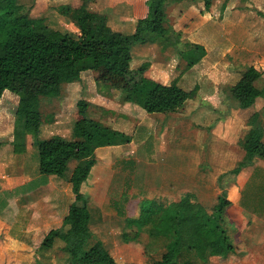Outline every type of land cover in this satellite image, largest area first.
Returning <instances> with one entry per match:
<instances>
[{
    "label": "trees",
    "instance_id": "1",
    "mask_svg": "<svg viewBox=\"0 0 264 264\" xmlns=\"http://www.w3.org/2000/svg\"><path fill=\"white\" fill-rule=\"evenodd\" d=\"M182 1L185 0H145L147 14L137 20L133 37L126 38L106 27V16L101 14H82V34L73 36L44 18H32L18 9L12 13V0H0V99L5 90L17 96L12 153L24 154L28 137L35 141L39 173V180L32 182L35 187L45 184L48 176L62 177L68 164L75 162L69 178L73 202L61 227L51 229L41 242L44 249H51L55 240L62 242L68 264H116L89 230L88 198L80 192V186L96 162V148L123 145L132 139L91 118L89 103L84 100L76 102L80 118L72 125V140L39 139V98L57 96L61 85L79 82L81 72L92 71L98 93L117 91L121 103L136 105L147 114L175 112L187 100L195 99L198 86L190 91L166 86L145 75L147 64L137 69L129 66V51L133 45L144 43V31L153 32L175 49L181 44L180 33L168 22L165 6ZM202 1L203 11L207 12L214 0ZM178 52L190 66L205 56L202 46L189 42H183ZM260 95L263 97L264 92ZM258 119L257 113L250 116L249 129L238 143L243 157L228 171L234 177L251 166L255 158L264 161L263 129ZM157 201L143 200L132 220L135 236L143 233L168 239L164 253L153 264H208L211 257L226 258L234 253L229 236L233 226L227 217L231 202L226 187L216 196L210 211L197 203L191 193L171 206ZM90 241L94 251L88 250L93 249Z\"/></svg>",
    "mask_w": 264,
    "mask_h": 264
},
{
    "label": "rangeland",
    "instance_id": "2",
    "mask_svg": "<svg viewBox=\"0 0 264 264\" xmlns=\"http://www.w3.org/2000/svg\"><path fill=\"white\" fill-rule=\"evenodd\" d=\"M112 1L119 3L124 0H12L10 7L12 13L14 11L17 12V9L21 13L27 12L32 18H44L47 23L55 25L61 31L71 33L73 36H80L82 34V29L79 25L81 23L80 20L85 18L81 15H86L88 13L96 15L97 13H92L93 11H90L91 8H95L96 6L97 8H104L105 6H103V4H109ZM135 1L140 5L143 2V0ZM185 1L191 3L189 0ZM200 1L204 9V3L202 0ZM194 4L196 5V2H194ZM214 5L213 10L210 9V11H207V13H209L208 16H210L209 18H211L209 23L200 22L198 26H196V33L202 38L200 39L199 37V39L203 40L202 42L205 43L209 51L207 59L216 66V69L211 70L212 73L215 74L214 80L218 82L217 78L220 77L221 80L223 78L222 73H229V71H231V73L233 72L234 76L240 74L243 78V75H245V78L243 80L238 79L235 83L238 91L236 98L230 94V87L223 83L218 85L216 90L212 89L210 86H204V89L207 91L213 90L212 101L217 109L213 110L209 105L210 103L205 101L200 92H198L195 99L187 100L183 106L175 112L159 115L153 114L155 117H152L151 123H157L159 126H162L161 129L156 127L157 130H161H156L155 134H157V136L152 135V137H150L151 145H154L155 140L159 145L158 140L154 137L159 138V141H161L159 145L160 152L155 154V151H153V157L151 161L148 162L151 163L152 167L155 169L154 172H151L152 174L154 173L153 177H148L147 174L141 173L135 176L129 190L109 191L111 201L114 200L113 198H116L119 200L118 203L120 204L121 199L119 195L124 194L125 200L122 202V205L119 208L118 206L116 207L117 210L120 209L123 212V216L125 217H133L137 209V202L141 198H144V200L149 198L156 199L157 196L154 195L156 193H151L150 191L155 188L160 190L159 197L157 198L163 205L171 206L179 202L182 196L191 193L194 196L196 195L195 200L197 203L202 204L210 211L215 204L216 196L223 192L225 187L229 186L231 180L234 178L228 171L243 157L238 143L244 136L245 125L247 126V130L249 129L248 120L250 116L257 113L256 109H259L258 122L261 124V122L263 123L264 121L262 110L264 100H262L260 95L261 88L264 87V75L262 76L264 73V0H214ZM173 6H176V4H173ZM169 14L174 15L173 10H171L170 13H166L168 22L171 25L172 23L168 18ZM122 23L125 26L132 24L126 19L122 20ZM106 27L113 31L108 24H106ZM113 32L119 33L126 38H131L134 35V30ZM180 38H184L183 35L180 34ZM140 45L141 44H135L133 47H138L136 53L142 54V49L139 48ZM182 48L183 43L178 45L176 49L173 48L171 51L174 52L172 56L177 57L173 69L164 70L165 74H163V68H155L153 73L150 74L153 80L166 86H175L186 90L192 89L197 83L201 84L204 82L205 78H197L204 73V69H202L203 65H199L200 63L197 62L194 65H189L188 68L184 67L185 61L179 56L178 52V50L181 51ZM131 49L129 51L130 57ZM161 50L162 49L157 47L154 51H149L146 59L149 61L157 58L158 61ZM143 65H145V63L139 64L138 67ZM174 68L177 71L173 74ZM240 88H243L242 93H239ZM237 98L242 99L244 104L247 103V107L239 109L242 105L238 103ZM16 102V95L7 90L3 92L0 99V143L2 144H5L4 142H7V144L9 143V126L11 125L10 122L13 120L12 115L16 107ZM65 103L66 102H64L63 106L64 110L68 108V105ZM61 104L62 102L55 107V103H50L45 100L41 101L42 123L38 129L39 139L58 137L55 136L54 132L59 131L54 129L53 125L58 122V124L63 126V122H67L68 124L69 120H71L70 116L66 117L67 121L62 120L63 114L65 115L67 112L63 111L62 113ZM197 107H201L203 110L210 112V121H208L209 119L207 117L195 120ZM137 108L139 107L137 106ZM139 109L145 115H151L147 114L141 108ZM231 114L237 122H241L242 129L240 131L237 130V133L233 135V143L228 145L225 140V128L223 125V128L221 125L218 127V123L219 121L223 123L224 119ZM88 115L90 117H98L100 113L94 112L93 114L88 113ZM71 122H73V120H71ZM262 129L264 130V127H262ZM63 132L64 131L61 129L60 134L64 135L65 133L63 134ZM60 137L63 138L64 136ZM68 140H72V135ZM27 141L29 143L28 152L22 155H13L11 153L15 157L12 156L10 159V154L4 155L0 164V178L2 180L5 181L12 177L14 178L16 170L25 168H29L31 171L30 174H27L31 179H35V177L38 176L37 172L34 171L38 169L36 144L30 137L27 138ZM262 141H264V138ZM140 147H143V145L141 144ZM181 150H183L184 153H181ZM196 152L200 154L199 159L196 158ZM211 152H214L213 156ZM74 163L75 162H70L63 176L56 177L57 180L63 182L65 178L68 179L71 173V167ZM141 163L143 164V161H141ZM141 163L138 164L139 168L142 167ZM95 173L96 171L93 175H95ZM34 174H36V176H33ZM145 175L146 179L144 181L143 178ZM116 177L117 175L114 176V178ZM255 184L256 181L254 180L249 183L248 187L243 192L242 199L243 203H248L249 206L254 209L255 212L253 216H250L248 219H243L238 213L233 212L231 209H228L227 212L229 224L233 226V229L229 228V236L234 248V253L229 254L226 258L211 257L208 264L264 263V251L262 250V247H264V239L258 237L259 233L263 232L264 229L260 227L261 222H258L256 219V217L259 216L264 219V192L259 188L257 189ZM144 185H146V187ZM118 187L122 188L121 186ZM71 195V202H73V194L71 193ZM104 195L105 192L103 191H95L92 192V196H89L90 198L88 197V202L92 200L93 227H95V224L98 226L96 222L98 220V215L96 214L97 212L95 213V210H99L100 207L96 204L102 202L101 198ZM50 197L51 195L42 193L40 197L37 198V201L41 204L45 202L48 203L47 201ZM0 201L3 202L2 196H0ZM155 201L158 203L157 199ZM38 202H36V204ZM104 209L108 213V218L113 216L119 221L123 220V216L115 213L114 207H105ZM12 210L15 211V209L11 208V210L7 212L8 216L13 213ZM136 212L138 213V211ZM7 223L10 226V224L14 225L15 221L10 222L9 219ZM42 223L44 222H41V224ZM46 223L47 225L38 224V231L36 233L38 236H33L29 238V240H21L19 238H12L11 240L9 238L5 241L4 239H0V244L7 250L8 259H6L5 264H11L10 261H14V259L11 258L25 246V244L20 245L19 241H22V243L29 241V246H33L31 253H35L38 251V248L41 247L42 236H39V234L46 233L52 226L61 227L62 224L56 222L55 219L54 221L48 220ZM122 223H124L125 226L123 237L125 236L126 238H122L121 233L119 235L115 228H112V231L107 233L108 238H101L104 240L105 244L110 247V250L106 247V251L110 253L116 264H153L160 259L165 251L168 242L167 238L150 237L143 233L135 236V228L132 221H122ZM90 231L93 230L91 229ZM97 235L92 232L94 240H97ZM94 240L92 242H95ZM92 242L89 244L90 247H93ZM60 244V247H52L50 252L55 255V257H63L64 261L66 258L63 250L64 244L62 242ZM103 247H105L104 244ZM88 250L94 251V247ZM25 256L28 255L25 254Z\"/></svg>",
    "mask_w": 264,
    "mask_h": 264
},
{
    "label": "crops",
    "instance_id": "3",
    "mask_svg": "<svg viewBox=\"0 0 264 264\" xmlns=\"http://www.w3.org/2000/svg\"><path fill=\"white\" fill-rule=\"evenodd\" d=\"M123 2L117 3L112 1L109 4H103V6H105L104 8H100V7L97 8L96 6L95 8H91L90 11L91 12L93 11L92 13H97L106 16L107 24L113 31H118V32H124L125 30L135 31L137 20L144 18L147 14V7L145 6V0H143L141 5L137 4L138 2L135 0H124ZM194 2H196V5L194 4ZM212 4L213 5L210 6L209 11L210 9L211 10L214 9L215 6L214 1L212 2ZM171 10H173L174 15L169 14L168 18L172 23L171 24L172 29L175 32H179L181 35H183L184 38H180L181 43L189 42L192 44H198L202 46L205 50V56L199 61L200 63L199 65H203L202 69H204V73L201 76L197 77V78L203 77L205 78V80L201 84L200 83L195 84V86H198L197 93L200 92V94L203 96L205 101H208V103H210L209 105L213 110L217 109L215 107L214 102L212 101L213 90L207 91L206 89H204L205 88L204 86L207 87L210 86L212 89L216 90L218 88V85H221L223 83L224 85H228L230 87V94L236 98L238 91L236 88L237 85L235 83L238 79L243 80L245 78V75H243L242 78L241 77L242 75L240 74L234 76V73L233 72L231 73V71H229V73L224 72L222 73L223 78L221 77L222 79L220 80L219 77L217 78L218 82H215L214 80L215 74L212 73L211 70L216 69V66L212 62L208 61L207 57L209 55V51L206 48L205 43L202 42L203 40H200L202 38L198 36L196 33V26H198V23L206 22L207 24L211 19L209 18L210 16H208L209 13L203 11L201 1L194 0L191 1V3L187 1H182L180 3H177L176 6H173V4H169L165 6V13H170ZM124 19L129 20L132 24L131 25L128 24L127 26H125L122 23V20ZM142 38L145 40L144 43L139 46V48L142 49V54L136 53L138 47H133L131 49V61L129 62L130 68L137 69L139 64L142 63L148 64L145 75L150 79H152L150 74H152L155 68L157 67L163 68V74H165L166 70L173 69L177 58L175 56H172L174 52L171 51L174 47L162 42L161 39L151 31H144L142 33ZM157 47L159 49H162L160 52V57H158V61L157 58L155 60L152 59L148 61L146 59L147 53L149 51L150 52L154 51V49H156ZM184 67L188 68L189 65L185 63ZM176 71L177 70L174 68L172 73L174 74L176 73ZM263 75L264 73L262 74V76ZM95 76L96 74L92 71L81 72L80 81L61 85L57 96L51 98L40 97L39 111L42 114L41 101L43 100L49 101L50 103H55V107L59 105L60 102H62L61 104L62 113L63 111L67 112V114L65 115L63 114L62 120L67 121L66 117L70 116L73 122H71V120H69L68 124L67 122H63L64 123L63 126H61L57 122V124L53 125V128L59 131V132H54L55 136L58 137L64 136L63 138L62 137L60 138L62 139L65 138L64 140H68L71 137V129L73 123L80 118L77 112L76 102L78 100H84L85 102L89 103V108H88L89 114L90 113L93 114L94 112L100 113L98 117L91 116V118L98 120L104 125L109 126L114 130L123 132L124 134L131 137L132 139L131 142L127 144L96 148L94 151L96 162L94 166L91 168L89 177L80 186V192L84 194L87 198L89 196H92V192L95 191L105 192V195L102 196L101 198L102 202L96 204L97 206L100 207L99 210H95V213L97 212L96 214L98 215L97 218L98 220L96 221L98 226H96L95 224V227H93L94 221H93V214L91 209L92 200H89L88 202V208L90 211L89 228L90 230L91 229L93 230L91 231L93 232V234L94 233L96 235L98 234L96 236V239L100 240L104 244L105 246L104 248L106 249L107 247V249L110 250V247L107 246L104 240H102L101 238H108L107 233L112 231V228L117 229V232L119 233V235L121 233L123 238V234H124L123 230L125 226L124 223H122V221L129 222L132 221L133 218L137 216L136 214L138 213L136 211L139 210V205L144 200V198H141L137 202V209L135 210L133 217L130 218L128 216L126 217L123 216V212L120 209L117 210L116 207L118 206L119 208L122 205V202L125 200L124 194L119 195V198L121 199V204H120L118 203L119 200L116 198L112 197L114 200L111 201L109 191L125 190V189L129 190L131 187V183L134 181L135 176L141 173L147 174L148 177L149 176L153 177L154 173L152 174L151 172H154L155 169L152 167V164L148 162H150L151 158L153 157L152 156L153 151H155V154L157 152H160L159 145L161 141H159V138L154 137L155 139L158 140L159 145L157 144L156 140L154 141V145H151L150 137H152V135L157 136V134H155L157 130L156 127L161 129L162 126L161 125L159 126V124L157 123L156 124L151 123V120L153 119L152 117H155L153 116V114L145 115L139 108H137L136 105L130 103H121L119 99V93L117 91L106 90V91H102L101 93H98L96 90V85L94 83ZM198 84L200 85V87ZM242 90L243 88H240L239 93H242ZM261 91L264 92V87L261 88ZM237 99H238L237 100L238 103L242 105L239 109H243L244 107H247V103L244 104L242 99L239 98ZM262 100H264V96L262 97ZM64 102H66L65 104L68 105L67 106L68 108H65V110L63 109ZM262 110L264 115V106L262 107ZM258 111L259 109H256V112L259 116ZM154 115H159V114H154ZM210 115H211L210 112L203 110V108L201 107H197L195 120L199 118L207 117L209 119L208 121H210L211 119ZM12 119L13 120L10 122L11 125L9 126V131H10L9 143L8 144L7 142H4L5 144L0 143V164L5 154H10L9 159L14 155L12 153V148L10 145L12 141L14 113L12 115ZM263 123L261 122V127H264ZM218 124H219L218 127H220V125L222 127L223 125L225 128L224 129L225 140L228 143V145L233 143L234 141L233 135L237 133V130L240 131L242 129L241 122H237L233 118L232 114L228 115L224 119L223 123L219 121ZM244 128L246 133L247 126L245 125ZM61 129L64 131L63 132V134L65 133L64 135L60 134ZM157 131H161V130H157ZM263 138H264V130H263L262 139ZM141 144L143 145V147H140ZM28 145L29 143L26 140V152H28ZM180 152L184 153L183 150H181ZM196 158L197 159L200 158L199 152L198 153L196 152ZM141 161H143V164L141 163ZM139 163H141L142 166L141 168L138 167ZM74 166L75 163L71 167L72 168L71 173ZM34 171L37 172L38 174V176H36V174L33 175L36 176L35 179L34 178L31 179L29 176H27V174H30L31 172L29 168L16 170L14 178L10 177L11 179H7L5 181L0 178V196H2L3 198V202L0 201V239H4L5 241L9 238L11 240L12 238L29 240V238H32L33 236H38V234L36 233L38 231V224H41V222H44L41 225H47L46 221L48 220L54 221L55 219V221L58 222L59 224L62 223V219L66 215L69 205L72 203L71 184L69 183L70 176L68 179L65 178L63 182L57 180L56 176H48L46 178L45 184L35 187L31 185L34 180L36 179L39 180V173H38V169ZM95 171L96 173L95 175H93ZM115 175H117L116 178H114ZM145 179H146V175L144 176L143 180L145 181ZM253 180L256 181L255 184L256 188L257 189L259 188L264 192V161L259 158H255L251 166L241 169V171L233 178L229 186L226 187L227 199L231 202V205L229 206L228 209H231L233 212L238 213V215H240V217L243 219L250 218V216H253V213L255 212L254 209H252V207H250L248 203H243L242 200L243 192L246 190L249 183H251V181ZM118 186H121L122 188ZM144 186L146 187V185ZM150 191L151 193H156L154 195L159 197L158 195L160 194V190L155 188V189H151ZM42 193L51 195L50 199L47 201L48 203L45 202L44 204H41L37 201V198H39L40 194ZM157 197L156 199L159 200ZM156 199L149 198L147 200H156ZM35 201L38 203L36 204ZM105 207H114L115 213L120 216H123L124 217L122 218L123 220L119 221L118 219H116V217L114 218L113 216L111 218H108V213L104 209ZM11 208L15 209V211L12 210L13 213L10 214V216H8L7 212L11 210ZM9 219L10 222L15 221L14 225L10 224L11 227L7 223ZM256 219L258 220V222H261L260 227L264 229V219H262L261 216L256 217ZM59 227L60 226H56V227L52 226L51 228L48 229L46 233L39 234V236L41 235L43 239L44 236L51 229H56ZM258 237L260 239L261 238L264 239V231L259 233ZM60 243L61 242L59 240H55L52 247L55 248L60 247L61 246ZM19 244L20 245L25 244V246L22 247L20 252H18L15 256L11 258L14 259V261H10L11 264H68L66 258L63 261V257L62 258L55 257V255L51 254L50 252L51 249H44L40 247L38 248L37 252L31 253L33 246H29L30 244L29 241H26V243H22V241H19ZM262 250L264 251V247H262ZM25 254H27L28 256H25ZM6 259H8L7 250L4 248L2 244H0V264H5Z\"/></svg>",
    "mask_w": 264,
    "mask_h": 264
}]
</instances>
